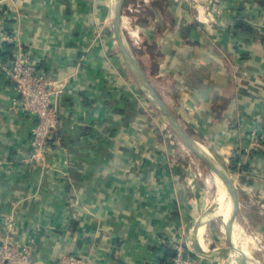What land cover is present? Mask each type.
I'll list each match as a JSON object with an SVG mask.
<instances>
[{
    "label": "crops",
    "instance_id": "obj_1",
    "mask_svg": "<svg viewBox=\"0 0 264 264\" xmlns=\"http://www.w3.org/2000/svg\"><path fill=\"white\" fill-rule=\"evenodd\" d=\"M127 4L129 14L142 5L139 48L130 35L140 63L181 125L226 159L240 184L237 220L240 212L250 232L244 196L264 201V153L247 152L251 131H264V0ZM108 12V0H0V57L25 53L65 84L62 146L46 167L30 166L22 160L34 121L12 109L16 91L0 73V249L5 241L30 247L36 264L69 255L89 264H171L168 252L180 242L195 253L190 229L204 217L202 189L187 177L181 139L122 57L111 56ZM256 230L264 234V223Z\"/></svg>",
    "mask_w": 264,
    "mask_h": 264
},
{
    "label": "built area",
    "instance_id": "obj_2",
    "mask_svg": "<svg viewBox=\"0 0 264 264\" xmlns=\"http://www.w3.org/2000/svg\"><path fill=\"white\" fill-rule=\"evenodd\" d=\"M138 7L141 8L142 5L139 4ZM0 73L8 78L16 91L12 109L27 113L34 121L29 150L22 161L30 166L46 167L50 152L54 147L62 146L58 103L65 84L50 78L44 68L22 52L7 58L0 57ZM249 139L248 154L255 151L264 153V131L252 130ZM173 249L176 255L171 264H204L203 258L182 242L175 243ZM0 263L36 264L30 247H19L7 241L0 249ZM57 264H89V261L69 255L60 259Z\"/></svg>",
    "mask_w": 264,
    "mask_h": 264
},
{
    "label": "rangeland",
    "instance_id": "obj_3",
    "mask_svg": "<svg viewBox=\"0 0 264 264\" xmlns=\"http://www.w3.org/2000/svg\"><path fill=\"white\" fill-rule=\"evenodd\" d=\"M108 3H109V6L111 7L112 0H108ZM127 6H128V4L125 7L124 13L126 15H128L129 17H132L134 20L136 19V21L138 23V20H140L139 17H140V14H141V11L142 10L139 12V9L140 8L136 7L133 10V12L131 11L132 13L129 14V11L127 10ZM106 16H107L106 17L107 22H109V26H108L109 27V31H110V33H112V45L111 46L113 47L114 51L112 52V55L111 56H113V53L115 54V52H116L117 55H120L122 57V59H123L122 62L124 63V65L127 68H129L128 64L126 63V61H125V59H124V57L122 55L120 46H119V44L117 42V38H116V35H115L114 26H113V22H112V13L110 14L108 12V15H106ZM122 35H123L124 41L133 50V52L135 54H137V57L140 59L139 52L134 49L133 43L131 41L130 34L128 33V31L125 30V29H123ZM143 51L144 52L145 51L146 52H149L150 51V48L143 47ZM171 131H172V129H171ZM179 139H178V141L180 142ZM193 140H195L196 143L204 151H206L210 155L216 157L215 155L218 154L215 151H213L211 148H209L206 145V143H204L202 141H199V140H196V139H194V137H193ZM182 143L183 142H180L181 148L186 153V158H185L186 159V163L185 164H186L187 172L189 173L187 175V177H188V179L193 180L194 183L195 184H198V187L202 189V191H201V193H202L201 197H202L203 205H204V206L202 205V208H201V214H202L201 218H202L203 216L205 217L207 214L212 213L213 210L217 206V205H214V204L212 205V203H213V201L215 200V197H216V189H217V187H216V185L214 183V176H213V174L211 172V169L204 162H202L199 159V157H197L188 147H185L183 145L184 143L183 144ZM216 158H217V160L223 166H225L227 168V170L229 171V173L235 179V182L238 185V194H239V197H241V190L239 188V185L240 184H239V182L237 180V177H235V175L230 170L229 164L227 163L226 159L220 158V157H216ZM197 159H198V161H197ZM194 165H196V166H194ZM244 198H245L244 199L245 201H244V203H241V205L243 204V206L245 208V210L244 209L243 210L245 211L246 214H248L247 216H248V219H249V222H250L249 223V226L254 227V229H252L250 232L247 231L248 234L251 235V232L253 230L254 231H257L256 229H257V226L258 225H262L264 223V221H263L264 216H263V219L260 217V219L257 220V210H258L257 208L258 207H260V209H261V210H258V211L262 212L263 215H264V201L263 200H259L258 201L259 203H258L257 201H252L250 198L248 199L247 196H244ZM208 204H209V206H208ZM241 212H242V206H241ZM239 214L241 216V213L240 212H239ZM240 216H239L238 220H240ZM199 221L197 220V222H194V225L192 226V229H190L191 232L196 231L197 227L201 224V221L202 220H199ZM238 222H240V221H238ZM253 224H255V225H253ZM206 230L209 231V234L211 235V238H212V245H211L212 247H211V249H215V248L218 247L221 250H225V249H227L230 246V243L228 242V240L225 237V234H224V232L222 230V223H221V221L217 220L216 218L211 219V221L208 222V224L206 225V227L204 229V232ZM250 246H251L250 247V250L252 249L251 252H250L251 258H253L254 260L258 261L261 264H264V234H262V243H261V248L262 249L261 248H258L256 246H253L252 244ZM188 248L190 249V246ZM229 257H231V255L229 253H225L224 256H222V257L219 258V262L220 263H223V264H230V261L228 259Z\"/></svg>",
    "mask_w": 264,
    "mask_h": 264
},
{
    "label": "water",
    "instance_id": "obj_4",
    "mask_svg": "<svg viewBox=\"0 0 264 264\" xmlns=\"http://www.w3.org/2000/svg\"><path fill=\"white\" fill-rule=\"evenodd\" d=\"M127 0H117L114 11L112 13V22L114 26L115 35L117 38V42L120 46L122 55L129 66V69L139 83L141 89L143 90L146 98L149 102L155 107L158 113L163 117L165 122L170 126V128L174 131V133L181 139L186 147H188L199 159L204 162L212 171L219 174L222 178L224 184L227 187V191L234 202V217L237 218L240 202H239V195L237 185L229 173L227 168L223 166L216 157L210 155L206 151H204L189 135L187 130L181 125L175 113L169 108V106L165 103L163 98L159 95L155 87L153 86L151 80L149 79L147 73L145 72L142 64L140 63L138 57L133 52V50L128 46V44L123 39V16L124 10L126 7ZM212 213L207 214L205 217L210 216ZM211 217V216H210ZM215 217H211L207 221H201V224L197 227L196 231L194 232V242H193V249L195 254L202 258H213V257H220L224 256L225 253H229L231 256L237 254L239 258L245 262H249L250 264H261L258 261L254 260L253 258L249 259V257L240 251L233 248V245L228 238V242L230 246L225 249L221 250L218 249L214 252L205 253L198 248V234L199 229H205L208 222Z\"/></svg>",
    "mask_w": 264,
    "mask_h": 264
},
{
    "label": "bare ground",
    "instance_id": "obj_5",
    "mask_svg": "<svg viewBox=\"0 0 264 264\" xmlns=\"http://www.w3.org/2000/svg\"><path fill=\"white\" fill-rule=\"evenodd\" d=\"M116 1L117 0H112L111 13H113V11H114V8H115V5H116ZM122 24H123V29L128 31V33L131 35L132 39L134 40L136 47L139 48L140 44H141V39H140L139 31L134 26V19H132L131 17H129L128 15H126L124 13ZM189 135L193 138V136L190 133H189ZM197 161H198V159H197ZM194 166H196V165H194ZM211 172H212V174L214 176V183H215V185L217 187V189H216V197H215V200L213 201L212 205L213 204L217 205L226 196L227 187L224 184V182H223V180H222V178L220 177L219 174L215 173L212 170H211ZM228 201H230V196L225 201L220 203L219 206L216 207L213 210V212H212V214L210 216L211 217H216L221 212V210L227 204ZM208 206H209V204H208ZM234 207H235V205L232 203L223 212V214H221L217 218V220L221 221V223H222V230H223L226 238L230 239V241H231V243H232V245H233V247L235 249H237V250H239V251H241L242 253H245V254H248V252H251V250H252V249L250 250V247H251L250 245L251 244L253 246L261 248L262 235L257 234L254 231H252L251 235H249L248 232L245 230V228L242 226V224H240L238 222L237 218L234 217ZM210 216L204 217L202 219V221L209 220L211 218ZM199 236H200V238L198 240V248L201 251H203V252H210V251L214 252V251L220 249L218 247L215 248V249H211V247H212L211 246L212 245V238H211V235L209 234L208 230H206L204 232V229L200 228L198 237ZM228 259L230 261V264H250L249 262H245V261L241 260L237 254L229 257ZM249 259H251V258L249 257Z\"/></svg>",
    "mask_w": 264,
    "mask_h": 264
},
{
    "label": "trees",
    "instance_id": "obj_6",
    "mask_svg": "<svg viewBox=\"0 0 264 264\" xmlns=\"http://www.w3.org/2000/svg\"><path fill=\"white\" fill-rule=\"evenodd\" d=\"M237 29L240 30L241 32H250V28L246 25L244 22H240L237 26ZM122 113H126V109H120ZM238 161V160H236ZM176 255V252L172 249L169 250L167 257L173 258ZM170 264V263H169Z\"/></svg>",
    "mask_w": 264,
    "mask_h": 264
}]
</instances>
